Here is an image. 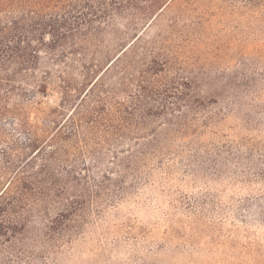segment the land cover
Here are the masks:
<instances>
[{"label":"trees","instance_id":"1","mask_svg":"<svg viewBox=\"0 0 264 264\" xmlns=\"http://www.w3.org/2000/svg\"><path fill=\"white\" fill-rule=\"evenodd\" d=\"M165 1L0 0V264H47L51 253L87 231L95 197L117 196L129 177L140 181L155 163L182 154L179 146L190 150L193 174L200 172L203 151L210 176L221 173L228 184L250 190L234 218L246 221L247 208L250 220L264 222V139L241 136L211 149L200 140L215 120L209 103L238 90L198 84L165 47L142 44L141 34L130 38ZM50 82L59 104L47 117L51 151L44 152L46 143L32 136L21 143L17 134L32 127L26 103ZM23 146L37 151L27 159ZM41 151L57 162L69 159L71 180L54 178L49 186L27 176ZM99 166L105 168L95 178ZM200 170L206 172L204 165ZM77 181L83 191L72 194ZM39 195L51 203L36 202ZM193 200V213L223 205L207 194ZM49 208L56 209L52 216Z\"/></svg>","mask_w":264,"mask_h":264},{"label":"rangeland","instance_id":"2","mask_svg":"<svg viewBox=\"0 0 264 264\" xmlns=\"http://www.w3.org/2000/svg\"><path fill=\"white\" fill-rule=\"evenodd\" d=\"M153 18L139 24L130 38L141 34L142 44L154 41L165 47L176 66L198 84L238 90L234 96L226 92L225 101L209 103L215 120L200 137L207 149L212 143L241 136L263 140L264 0H166ZM58 104L59 93L50 82L26 103L25 118L32 127L17 134L18 140L24 143L36 137L46 143L44 152L51 151L47 117ZM225 106L231 111L223 115ZM179 149L180 156L155 163L151 174L140 181L129 177L117 196L95 197L87 231L79 232L62 252L51 253L47 264L56 259L59 264H264V222L250 220L247 208L246 221L234 218L238 201L250 190L228 184L220 179L221 173L210 176L203 151L199 167L204 165L206 172L196 167L200 172L193 174L187 165L190 150ZM19 151L28 159L37 150L23 146ZM50 151H41L31 160L27 176L49 186L54 178L71 180L66 172L69 159L63 156L60 162L54 161ZM104 168L95 167L92 175L98 178ZM76 171L84 176L80 167ZM77 182L70 189L72 194L83 191L82 182ZM206 194L221 199L219 211L197 208L191 212L193 199ZM40 198L34 200L51 203V198ZM55 211L49 208L51 216Z\"/></svg>","mask_w":264,"mask_h":264}]
</instances>
